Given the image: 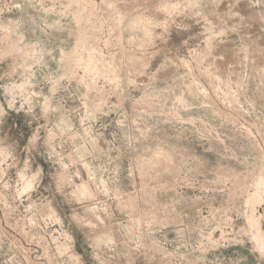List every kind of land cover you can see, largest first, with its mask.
<instances>
[{
  "label": "rangeland",
  "instance_id": "374dc122",
  "mask_svg": "<svg viewBox=\"0 0 264 264\" xmlns=\"http://www.w3.org/2000/svg\"><path fill=\"white\" fill-rule=\"evenodd\" d=\"M263 246L264 0H0V264Z\"/></svg>",
  "mask_w": 264,
  "mask_h": 264
},
{
  "label": "bare ground",
  "instance_id": "6f19581e",
  "mask_svg": "<svg viewBox=\"0 0 264 264\" xmlns=\"http://www.w3.org/2000/svg\"><path fill=\"white\" fill-rule=\"evenodd\" d=\"M260 182V181H259ZM85 192V191H84ZM259 244H260V242H259ZM261 245V244H260ZM262 246V245H261ZM264 247V246H263ZM264 250V249H263Z\"/></svg>",
  "mask_w": 264,
  "mask_h": 264
}]
</instances>
